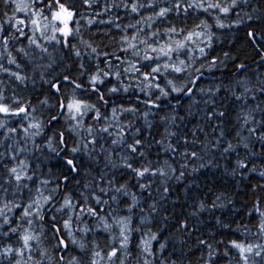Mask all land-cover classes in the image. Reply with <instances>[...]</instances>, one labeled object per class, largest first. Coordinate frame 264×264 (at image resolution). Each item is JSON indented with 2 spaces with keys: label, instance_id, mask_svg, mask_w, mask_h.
I'll return each instance as SVG.
<instances>
[{
  "label": "clouds",
  "instance_id": "obj_1",
  "mask_svg": "<svg viewBox=\"0 0 264 264\" xmlns=\"http://www.w3.org/2000/svg\"><path fill=\"white\" fill-rule=\"evenodd\" d=\"M0 264H264V0H0Z\"/></svg>",
  "mask_w": 264,
  "mask_h": 264
}]
</instances>
